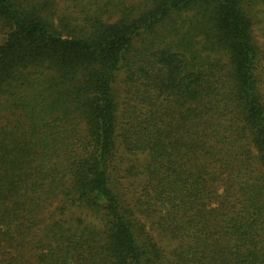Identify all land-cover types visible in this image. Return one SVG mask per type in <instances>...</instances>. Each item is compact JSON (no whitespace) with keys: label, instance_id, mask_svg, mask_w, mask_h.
Masks as SVG:
<instances>
[{"label":"trees","instance_id":"16d2710c","mask_svg":"<svg viewBox=\"0 0 264 264\" xmlns=\"http://www.w3.org/2000/svg\"><path fill=\"white\" fill-rule=\"evenodd\" d=\"M264 0H0V264H264Z\"/></svg>","mask_w":264,"mask_h":264},{"label":"rangeland","instance_id":"374dc122","mask_svg":"<svg viewBox=\"0 0 264 264\" xmlns=\"http://www.w3.org/2000/svg\"><path fill=\"white\" fill-rule=\"evenodd\" d=\"M256 34L258 36V38H260L262 40L263 35V31L261 29H257L256 30ZM264 39V38H263ZM264 93V92H263Z\"/></svg>","mask_w":264,"mask_h":264}]
</instances>
